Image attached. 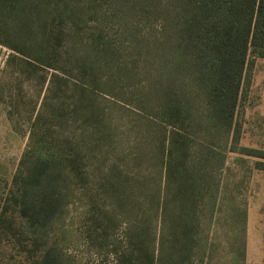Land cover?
I'll return each instance as SVG.
<instances>
[{"label":"trees","instance_id":"1","mask_svg":"<svg viewBox=\"0 0 264 264\" xmlns=\"http://www.w3.org/2000/svg\"><path fill=\"white\" fill-rule=\"evenodd\" d=\"M107 3L117 18L100 0H0V42L51 69L0 234L17 230L31 264H71L46 235L78 199L86 240H106L104 203L128 222L115 264H186L212 246L197 203L224 200L226 152L245 150L234 112L249 55L264 56V0Z\"/></svg>","mask_w":264,"mask_h":264},{"label":"rangeland","instance_id":"2","mask_svg":"<svg viewBox=\"0 0 264 264\" xmlns=\"http://www.w3.org/2000/svg\"><path fill=\"white\" fill-rule=\"evenodd\" d=\"M100 3L112 16L114 9L107 0ZM120 14L114 11L116 18ZM107 24L108 32L112 33L113 19ZM248 59L234 112L238 145L245 150L242 154L226 152L228 168L222 173L225 177L231 173L228 180L232 184L229 193H221L224 200L210 214L203 202L197 203L199 229L209 237L207 241L212 246L199 259L191 248L186 264H264V56L251 53ZM50 72L51 69L30 71L21 64L17 53L0 42V212L28 143L30 124ZM100 205L114 222L106 240L97 239L95 244L86 240L84 205L78 199H73L59 218L61 230L45 237L56 242L71 264H115L114 249L126 239L127 218L119 210L111 211L108 205ZM62 231H70L68 239H63ZM151 231L153 234L154 227ZM17 238V230L0 234V264L35 261L37 252H21ZM163 256L166 252L162 251L157 258L163 259Z\"/></svg>","mask_w":264,"mask_h":264}]
</instances>
